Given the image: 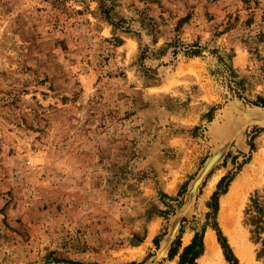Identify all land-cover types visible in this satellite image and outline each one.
I'll return each instance as SVG.
<instances>
[{"label": "rangeland", "instance_id": "374dc122", "mask_svg": "<svg viewBox=\"0 0 264 264\" xmlns=\"http://www.w3.org/2000/svg\"><path fill=\"white\" fill-rule=\"evenodd\" d=\"M256 195L264 0H0V264H264Z\"/></svg>", "mask_w": 264, "mask_h": 264}, {"label": "trees", "instance_id": "16d2710c", "mask_svg": "<svg viewBox=\"0 0 264 264\" xmlns=\"http://www.w3.org/2000/svg\"><path fill=\"white\" fill-rule=\"evenodd\" d=\"M225 178L218 184V188L222 187V192L225 191V186L222 185ZM213 212L218 209L216 201V193L212 195V201L208 203ZM210 214H207L209 217ZM244 224L248 228L250 240L257 245V258L264 259V197L259 198L257 195L250 199V203L244 211ZM217 230V240L223 251L225 260L230 264H239L232 253L227 240L220 231ZM204 228L200 232H195L190 242L182 247L180 253L178 248L180 246L179 240L176 239L172 248H170L168 256L173 258L178 254V264H196V259L202 254L204 250L203 244Z\"/></svg>", "mask_w": 264, "mask_h": 264}, {"label": "bare ground", "instance_id": "6f19581e", "mask_svg": "<svg viewBox=\"0 0 264 264\" xmlns=\"http://www.w3.org/2000/svg\"><path fill=\"white\" fill-rule=\"evenodd\" d=\"M212 161H213V159H212ZM209 166H206V168H208ZM224 210H225V208L222 207L220 216L222 217L223 220H225L227 218V215H226L227 212L225 213ZM204 241H205L206 247H208V248L215 247V244L216 243H215V240H214V236H213V234L210 231H207L205 233ZM234 248H235L236 254L241 259V262L243 264H252V259L249 256L248 252L245 250V246L243 245L242 241H240L239 239H237L236 242H235V244H234ZM209 251H211V250H209Z\"/></svg>", "mask_w": 264, "mask_h": 264}]
</instances>
